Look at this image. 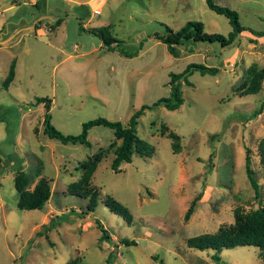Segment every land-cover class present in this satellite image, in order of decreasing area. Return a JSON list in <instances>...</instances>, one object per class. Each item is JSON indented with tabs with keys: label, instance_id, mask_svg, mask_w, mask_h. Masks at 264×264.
<instances>
[{
	"label": "rangeland",
	"instance_id": "374dc122",
	"mask_svg": "<svg viewBox=\"0 0 264 264\" xmlns=\"http://www.w3.org/2000/svg\"><path fill=\"white\" fill-rule=\"evenodd\" d=\"M215 2L234 8L243 25L264 30V0ZM190 19L202 21L207 32L232 29L206 0H0V264H220L211 250L186 240L233 222L238 206L249 211L264 205V109L248 118L264 98V78L257 92L243 93L248 67H264V34L248 28L230 46L201 42L171 54L154 32ZM100 25L118 40L114 48L87 30ZM13 58L15 74L3 88ZM189 62L217 70L194 69L188 83L181 77L178 108L158 105L139 116L136 133L151 155L135 151L115 171L111 161L120 139L112 128L91 126L89 144L63 143L43 131L46 106L36 102L38 95L50 98V121L63 133H79L83 121L97 116L127 125L141 104L170 95V72ZM246 148L258 196L246 175ZM95 153L101 158L89 185L98 200L87 211L88 198L67 186ZM20 170L28 177L26 189L41 177L48 181L42 209L17 206L13 176ZM108 196L128 208L130 222L105 205ZM96 219L110 238H101ZM124 237L135 242L126 244ZM258 252L256 245H237L221 256L229 264H264Z\"/></svg>",
	"mask_w": 264,
	"mask_h": 264
},
{
	"label": "trees",
	"instance_id": "16d2710c",
	"mask_svg": "<svg viewBox=\"0 0 264 264\" xmlns=\"http://www.w3.org/2000/svg\"><path fill=\"white\" fill-rule=\"evenodd\" d=\"M209 8L218 13L226 15L232 25V29L225 35L219 32H207L203 29V23L200 20L190 19L187 20L178 29H173L169 25L164 23L163 32H154L156 36L166 44L168 51L176 55L178 48L181 47L192 50L197 44L201 42L215 43L218 42L220 46H230L236 38L243 33L249 27L243 25L238 18V12L227 5H221L215 2V0H206ZM37 4V1H36ZM60 20L57 17L55 24ZM87 30L94 34H98L102 41L113 47L111 43L118 40L111 34L107 25L91 26ZM253 34L262 35L264 30H256L249 28ZM119 45L118 43L116 46ZM114 48V47H113ZM120 50L129 56H133L137 53V48L131 52L125 51L123 48ZM194 69H198L201 73L210 72L215 73L216 66H210L201 62H189L182 71L170 72V95L161 96L157 98L152 104H141L129 117V122L125 125L119 120H110L103 116H97L82 122V128L79 133H63L54 124L51 123V115L49 112L50 98L47 96H36V102L44 101L46 111L43 116V131L51 138H57L63 143H84L89 144L87 137L88 130L91 126L96 124H103L113 129L114 137L120 139L119 144L115 147V156L111 161V167L113 170H119V165L123 161H131L133 153L136 151L142 155H151L152 147L145 139L139 137L136 133V124L139 116L144 112L146 108L156 107L163 105L167 109L178 108L183 102L181 95L180 81L181 77L186 79L187 74L191 73ZM15 74V59L13 58L9 64L8 71L1 82L3 88H7L13 79ZM264 78V67H258L256 64H251L248 67L247 82L243 88V93H255L260 89L261 81ZM264 109V98L260 104L251 112L248 118L256 117ZM170 136L177 138V135L173 132H169ZM112 142L110 145H112ZM261 146V162L264 165V139L260 142ZM174 150H178V146L172 143ZM101 154L95 153L88 159L81 163L83 172L80 177L68 184L67 189L71 194L83 196L88 198L87 211H93L97 205L98 191L89 185V180L92 172L97 166V162L100 161ZM245 171L249 179V182L254 190L256 196L259 195V183L255 177V171L251 166V158L249 155V149L246 148L245 156ZM13 184L15 189L19 193L17 200V206L23 209H42L47 202L50 195V186L48 181L41 177L33 186L32 189H26L28 184L27 174L20 170L13 176ZM199 198V194L195 196L187 210L184 217L188 218L192 212L193 207ZM104 203L112 211L119 214L125 221L130 222L132 216L130 211L121 202L112 196L105 198ZM84 211V212H87ZM98 228L101 230V238H110L100 219H96ZM50 224H53L51 221ZM49 225H46L47 228ZM122 242L129 244L134 243V239L122 238ZM186 243L190 247L198 248L200 250H211V257L213 260L220 264H229L227 261L222 260L221 252L224 249L232 248L237 245H249L253 244L259 248L258 255L264 259V205H261L255 209L244 211L239 206L234 210V221L231 223L221 224L213 232H203L192 236H189ZM65 264H79L76 259L66 262ZM158 264H161L159 262Z\"/></svg>",
	"mask_w": 264,
	"mask_h": 264
}]
</instances>
